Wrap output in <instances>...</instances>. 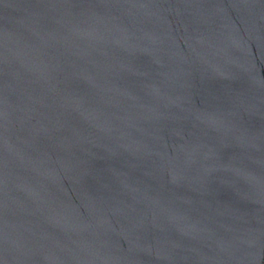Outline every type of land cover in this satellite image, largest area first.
Instances as JSON below:
<instances>
[{
    "label": "water",
    "instance_id": "water-1",
    "mask_svg": "<svg viewBox=\"0 0 264 264\" xmlns=\"http://www.w3.org/2000/svg\"><path fill=\"white\" fill-rule=\"evenodd\" d=\"M0 264H264V0H0Z\"/></svg>",
    "mask_w": 264,
    "mask_h": 264
}]
</instances>
